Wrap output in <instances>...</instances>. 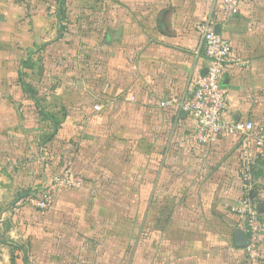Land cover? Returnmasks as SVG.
<instances>
[{"label": "crops", "instance_id": "obj_1", "mask_svg": "<svg viewBox=\"0 0 264 264\" xmlns=\"http://www.w3.org/2000/svg\"><path fill=\"white\" fill-rule=\"evenodd\" d=\"M116 1L121 5L113 8L104 39L94 38L86 57L77 52L71 72L47 64L52 59L66 63L64 51L53 58L65 45L55 37L59 8L51 12L57 17L53 29L44 10L27 11L20 0H0V264L33 262L31 256L40 254L29 250L28 239L33 247L41 245V255L52 263L77 264L86 247L95 254L100 237L105 238L101 255L135 241L133 264H243L245 251L234 242L235 233H243L233 212L242 195L237 139L194 143L195 121L178 106L161 103L189 97L195 79L205 74L208 62L197 25L211 19L241 61L226 67L222 81L229 117L253 122L256 133L257 123L264 127V0H245L230 19L223 17L219 0L111 4ZM28 58L33 66L23 69ZM19 77L37 91L38 107L52 121L35 111ZM96 105L101 111H94ZM37 125L51 133L40 140L45 131L34 130ZM68 165L87 178L94 195L95 190L105 193L125 208V216L103 214L109 221L127 219L130 207L137 237L115 228L108 244V232H93L98 211L83 212V206H96V199L78 197L75 207L63 191L43 212L60 205L54 220L69 217L70 229L55 232L47 221L48 229L30 231L33 220L15 212ZM254 170L255 198L262 201L264 147ZM54 237L63 242L52 248Z\"/></svg>", "mask_w": 264, "mask_h": 264}, {"label": "built area", "instance_id": "obj_2", "mask_svg": "<svg viewBox=\"0 0 264 264\" xmlns=\"http://www.w3.org/2000/svg\"><path fill=\"white\" fill-rule=\"evenodd\" d=\"M219 1L225 19L237 16L244 2V0ZM197 31L208 62L206 72L195 79L189 97L171 99L161 103V106H178L183 114L195 121V129L191 135L194 143L208 144L220 136H232L237 139L242 195L239 206L234 208L233 212L240 218L243 234L247 238L248 246L244 251L249 257H255L264 245V214L261 212L263 206L253 198L254 165L257 155L264 147L263 138L256 133L253 122L234 121L229 117L230 104L222 81L229 64L241 63L233 56L230 43L216 33V26L211 19L201 21L197 25ZM94 111H101V107L94 106ZM83 185L82 177L67 167L51 179L47 189L40 195L29 197L27 201L32 208L45 211L60 191H79Z\"/></svg>", "mask_w": 264, "mask_h": 264}, {"label": "rangeland", "instance_id": "obj_3", "mask_svg": "<svg viewBox=\"0 0 264 264\" xmlns=\"http://www.w3.org/2000/svg\"><path fill=\"white\" fill-rule=\"evenodd\" d=\"M20 1L25 6L27 11L34 8L37 10L42 9L45 12H47V18L49 22H51V25H53V29L54 27L56 28V19H55L56 15L53 16L54 14L51 12H55L57 7L59 8L60 29L57 32V34H55V37L57 38L59 36L62 39L61 41L65 42V45L60 44V46L58 47L59 49L55 53L53 52V58H57L58 53H61L62 51H64L66 63H62V62L58 63L56 61L57 59H52V60H48L47 64L49 66V69L58 71L59 69L65 68V70L67 71L71 70V72L74 71L73 70L74 58L77 55V52H81V54L83 53L84 56L86 57L89 55L91 51H93L94 44L91 41L94 38H99L100 40L104 39V34L106 31L105 30L106 23L109 20V18L113 16L111 15V12L113 11L114 7H119V5H121L119 1H116L117 5L111 4V1H114V0H20ZM32 3L34 4V7L33 5H31ZM56 41L53 42L55 49H57ZM48 49H50L49 53L52 54L50 45H48ZM84 56H83V59H84ZM242 65L244 64L242 63ZM35 79L36 78H34V81ZM35 86L36 88H42V89L44 88L42 90L43 93H47L45 86H42L40 84H36ZM261 125H262L261 123H257L256 130L261 133V137H264V127H262ZM39 128L40 126L37 125L34 127V130L39 129ZM40 129H42L41 131H45L42 134L40 140L47 137L45 135H49L51 133L47 131V127L45 126L41 127ZM67 167L72 168L71 165H68ZM82 180H83L84 185L81 190L79 191L62 190L63 191L62 195L63 197L69 200H72V203H75L76 205L75 207H78L77 205H79V202L77 201L78 197H81V199H90L89 200L90 202H93L94 201L93 199H96L97 202H94L96 203L95 204L96 206L86 205V209H85V206H83V212H88L92 209L94 211H98L96 217L100 215L99 221L97 222L96 225L93 226V232H96V231L99 233L108 232L107 236L109 238V236H111L109 232H111V230L116 228L120 230V233L123 235L128 234L127 231H129L130 234L131 232L134 231L133 233L137 237L138 236L137 221L133 219V214H132L130 207H129L130 213L128 210L129 215L127 219H124L123 221H117V222L109 221V219L103 214L106 213L107 215H109V217L110 216L115 217L116 214L123 213V215L125 216L127 215L125 213V208L121 207L120 205H114V203L108 199V196L105 193H100V192L98 193L95 190V195H94V191H93L94 187H92V185L89 184V181L87 180V178L85 176H82ZM44 189H47V188H44ZM71 194H73L74 196H70ZM32 196H35V195H32ZM63 202H64V199H63ZM259 202L260 203L262 202L264 205V200L259 201ZM89 204L91 205V203ZM59 207L61 206L60 205L58 206V204L54 203V206L51 208V210L47 212H40L32 208L28 204V201L26 202L25 200L23 204H21V206L17 209L15 214H17L19 218H21V216L24 214L26 217L32 219L33 222L31 224L30 231H35V233L36 231H39L42 229H48L47 221L50 222V229L55 232L61 229L63 230V228L69 230L70 225H71L68 221L69 217L68 218L61 217L60 219H58V221L54 220V213L57 212ZM63 208H65L64 205H63ZM22 221L28 223L27 220H22ZM88 222L89 221H87V223ZM88 224H85V228H84L87 231L90 230L88 228L89 227ZM43 225H45V227ZM108 238H107V242L109 244L112 242V240ZM7 241L9 242V240ZM95 241H96V246L93 245L96 247V250L93 249V251H95L93 253L95 254H91L90 252L88 253L87 251H90V249H88L89 247L88 248L86 247L87 250H84L85 254L83 255L81 254L80 258L78 259L79 262H77V264H91V261L96 262L97 260H101L102 264H133L132 263L133 260L131 261L130 258L132 259L133 257L137 255L135 254L136 251L132 252V250L136 246L135 241H130L128 243H125L124 245L120 244V246H117L113 250L108 248V250L102 255L100 253L105 250L104 248L105 238L100 237V238H97ZM62 242L63 241L61 240V238L54 237L53 245L51 247L52 248L58 247V245L61 244ZM28 248L29 250H31V252L37 251L40 254V255L36 254L35 256L34 255L31 256V258H33L32 259L33 262H30V264H37V263L38 264H46V263L55 264L54 262L52 263L53 259L51 257L47 258V256L41 255L42 254L41 245L33 247L32 242L28 239ZM52 250H58V249L55 248ZM58 252L61 254L60 250ZM227 258L230 260L229 257ZM241 260L243 264H264V245L258 250V254L255 257H249L248 255H246V252H245V257H242ZM87 261H90V262H87Z\"/></svg>", "mask_w": 264, "mask_h": 264}, {"label": "trees", "instance_id": "obj_4", "mask_svg": "<svg viewBox=\"0 0 264 264\" xmlns=\"http://www.w3.org/2000/svg\"><path fill=\"white\" fill-rule=\"evenodd\" d=\"M21 66L23 69H29L31 66H33L31 63H30V58H28L26 61H23L21 63ZM24 74V73H23ZM19 76L21 77L22 76V73L19 74ZM19 77V78H20ZM20 85H21V88H22V91L24 92V94L26 95V97L32 102V104L35 105V111L42 117L46 118V119H49L52 121V118L51 117H47V115H43V112L39 109V105H38V100H37V91L35 89H33L31 86L27 85L26 83H24L22 81V79L20 78ZM72 169V168H71ZM254 178H255V183H256V172L254 170ZM255 187H254V194H253V198H255ZM54 200V199H53ZM261 204V203H260ZM262 205V204H261ZM263 206V205H262ZM43 212V211H42ZM263 214H264V206L262 207V211H261Z\"/></svg>", "mask_w": 264, "mask_h": 264}, {"label": "water", "instance_id": "obj_5", "mask_svg": "<svg viewBox=\"0 0 264 264\" xmlns=\"http://www.w3.org/2000/svg\"><path fill=\"white\" fill-rule=\"evenodd\" d=\"M216 33L219 35L217 28H216ZM261 211H262V209H261ZM234 242H235V245L239 248L244 249L248 246L247 238L245 237V235L242 232L235 233Z\"/></svg>", "mask_w": 264, "mask_h": 264}]
</instances>
